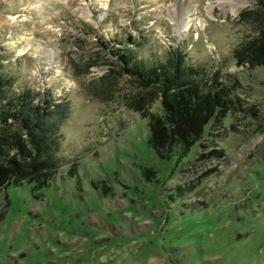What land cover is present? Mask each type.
<instances>
[{"label":"rangeland","instance_id":"1","mask_svg":"<svg viewBox=\"0 0 264 264\" xmlns=\"http://www.w3.org/2000/svg\"><path fill=\"white\" fill-rule=\"evenodd\" d=\"M256 1L0 0V73L63 116L54 176L0 187V264L264 263V65L233 57ZM128 49L179 50L224 89L188 144L169 122L147 143L166 118Z\"/></svg>","mask_w":264,"mask_h":264},{"label":"trees","instance_id":"2","mask_svg":"<svg viewBox=\"0 0 264 264\" xmlns=\"http://www.w3.org/2000/svg\"><path fill=\"white\" fill-rule=\"evenodd\" d=\"M243 17L253 24L254 34L239 43L233 57L239 64L264 65V0H257L256 9ZM176 53L175 58L171 57L170 50L163 60L152 63L131 49L120 55L123 73L136 81V94H146L149 101L158 97L164 110L166 120L158 115L152 117V124L162 125V131L153 126L155 133L148 144H155L159 138L168 140V128L164 126L167 122L176 126L172 132H178L188 144L193 135L202 131L214 108L225 103L224 89H218L216 83L205 87L203 68L188 64L179 50ZM14 81L12 76L0 73V187L50 180L63 159L60 111H51L47 99L36 102L30 89L17 91L10 87ZM129 105L140 110L143 101L133 98Z\"/></svg>","mask_w":264,"mask_h":264},{"label":"bare ground","instance_id":"3","mask_svg":"<svg viewBox=\"0 0 264 264\" xmlns=\"http://www.w3.org/2000/svg\"><path fill=\"white\" fill-rule=\"evenodd\" d=\"M241 5H243V4H242V3H234V7H235V8H234V11L238 10V7L241 6ZM182 24H183V23L181 22V26H179L180 28L183 26ZM180 28H179V29H180Z\"/></svg>","mask_w":264,"mask_h":264},{"label":"water","instance_id":"4","mask_svg":"<svg viewBox=\"0 0 264 264\" xmlns=\"http://www.w3.org/2000/svg\"><path fill=\"white\" fill-rule=\"evenodd\" d=\"M264 264V263H263Z\"/></svg>","mask_w":264,"mask_h":264}]
</instances>
